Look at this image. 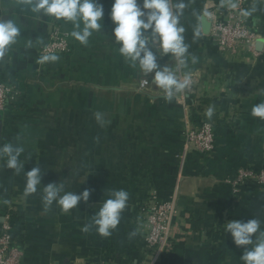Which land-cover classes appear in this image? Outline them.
<instances>
[{
    "label": "crops",
    "instance_id": "1",
    "mask_svg": "<svg viewBox=\"0 0 264 264\" xmlns=\"http://www.w3.org/2000/svg\"><path fill=\"white\" fill-rule=\"evenodd\" d=\"M219 2L0 0V81L19 93L0 112V224L11 216L20 264L149 263L152 191L177 192L156 264H264V194L228 185L264 167V48L218 52L202 20ZM54 24L70 51L42 64ZM178 73L196 78L190 94ZM207 118L213 152L184 153V129Z\"/></svg>",
    "mask_w": 264,
    "mask_h": 264
},
{
    "label": "built area",
    "instance_id": "2",
    "mask_svg": "<svg viewBox=\"0 0 264 264\" xmlns=\"http://www.w3.org/2000/svg\"><path fill=\"white\" fill-rule=\"evenodd\" d=\"M254 4L253 0H220L214 9L203 13L209 23L208 37L210 43L218 52L227 58H247L256 61L264 48L261 36L253 31L247 22V10ZM261 40V51L257 42ZM70 51L68 37L62 33L58 24H54L48 33L46 42L40 49V61L43 64L47 58L63 56ZM177 81L190 94L197 84L193 75L178 73ZM147 79L139 82V89L146 90ZM19 99V93L11 86L0 81V112L7 110L12 102ZM213 122L207 118L198 126L187 125L183 132L184 153L209 155L214 150ZM234 196H239L243 189L250 188L264 194V167L254 171L248 167L239 168L234 177L228 181ZM177 207V192H173L166 201L158 199L156 192L149 193L140 205L145 228V244L151 251L152 260L147 264H156L160 254L168 246V234L175 218ZM21 251L13 242V224L11 216L5 215L0 224V264H20Z\"/></svg>",
    "mask_w": 264,
    "mask_h": 264
},
{
    "label": "water",
    "instance_id": "3",
    "mask_svg": "<svg viewBox=\"0 0 264 264\" xmlns=\"http://www.w3.org/2000/svg\"><path fill=\"white\" fill-rule=\"evenodd\" d=\"M202 21H204V23H205V31L204 32L208 35L209 23H208V21L204 17H203V20ZM262 45H263L262 41L259 40L257 42V49H258V51H261Z\"/></svg>",
    "mask_w": 264,
    "mask_h": 264
}]
</instances>
